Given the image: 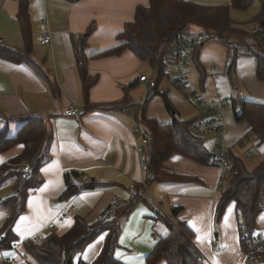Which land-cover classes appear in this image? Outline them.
<instances>
[{"label":"crops","instance_id":"1","mask_svg":"<svg viewBox=\"0 0 264 264\" xmlns=\"http://www.w3.org/2000/svg\"><path fill=\"white\" fill-rule=\"evenodd\" d=\"M20 1L0 0V46L24 51L25 40L18 19ZM24 1L29 58L46 75L54 91L28 62H13L0 56V117H41L47 128L45 158L38 169L41 182L29 190L24 209L12 227V245L0 248V264H36L23 241H31L37 234L42 239L50 232L62 234L73 225L76 216L93 219L112 203L131 199L135 191L130 194L129 186L140 184L145 176L134 148V143L140 142L139 128L145 131L137 119L140 106L145 104L144 114L159 123L171 121L167 109L160 108V97L154 96L157 92L150 90L152 86L165 94L169 90L175 103L170 102L182 119L198 116L197 121L208 120L209 102L216 100L222 104L223 146L244 163L251 158L250 151L257 158L254 166L264 159V143L251 131L248 121L237 120L234 113V100L239 101L237 104L264 103V80L256 76V58L251 53L245 52L249 57L239 54L241 46L235 52L234 47L210 39L205 41H211L205 48L202 47L205 42L201 44L195 58L191 55L178 59L168 53L167 64L171 60L180 61L182 65L177 68L185 71L187 79L176 84L177 71L175 76L167 75L168 86L160 87L161 78H154L151 65L129 49L115 55L95 56L118 43L117 34L133 20L136 8L148 6L149 0ZM44 23L51 32L49 44L39 42ZM198 29L191 27L194 32ZM149 67L151 78L146 75ZM81 71L91 81L86 94ZM142 75L147 81L139 80ZM186 83L200 95L202 105L193 101L192 93L184 92ZM174 90L183 98L172 93ZM125 102L135 105L111 106ZM69 106L81 109L78 117L63 113ZM4 126L13 135L20 121H0V129ZM22 149L23 144H15L0 151V165ZM163 171L186 176L188 180H155L145 187L146 201L137 200L121 221L117 245L112 251L114 258L122 264H146V254L168 232L156 213L171 218V209L179 207L176 217L191 231V241L202 256V264H250L241 249L242 224L234 203H228L222 214L216 216V204L223 188L219 186L218 168L172 153L164 162ZM67 179L72 184L91 183L93 187L65 195ZM13 181L7 178L0 183V233L7 216L1 200L14 194ZM68 208L71 212L65 213ZM107 234L104 230L75 254L73 264L92 263L101 252ZM209 238L216 246L226 249L212 252ZM155 264L167 263L161 259Z\"/></svg>","mask_w":264,"mask_h":264},{"label":"trees","instance_id":"2","mask_svg":"<svg viewBox=\"0 0 264 264\" xmlns=\"http://www.w3.org/2000/svg\"><path fill=\"white\" fill-rule=\"evenodd\" d=\"M76 1V0H73ZM252 0H230L229 4L207 5L189 0H149L146 7L138 6L132 21L127 22L116 36L118 43L95 56L119 54L129 49L140 59L146 60L154 70L157 80L165 76V67L169 60L165 59L170 47L180 40L192 36V25L204 34L205 41L214 37L220 43L234 47L248 48L256 58L255 73L258 79L264 80V46L261 40L252 36L251 32L238 27L229 15V5L235 8H246ZM261 2V12L257 23L264 22V0ZM18 16L21 32L25 40V49L5 48L0 46V56L13 62L26 61L45 79L50 81L29 58L30 39L27 34L28 20L25 15V1H20ZM91 28L88 30L90 31ZM204 41V42H205ZM199 45L193 52L195 58ZM233 63H231V67ZM84 94L87 93L91 81L81 71ZM50 86L53 85L50 83ZM53 91L54 88L52 87ZM163 94L164 105L171 115L168 124L159 123L154 118L144 114V106L139 108L137 119L148 136L146 144L147 164L150 176L146 177L144 186L135 185V193L128 201L120 202L112 218L88 224L80 216L74 218L73 225L64 233H47L38 244L23 241L27 252L35 259L36 264H73L75 254L104 230L108 231L105 243L99 255L90 264H122L113 256V248L117 245L121 221L137 200H144L145 187L152 181H187L188 177L163 171L166 159L172 153H179L196 162L207 164L211 153L205 146L204 138L194 133L192 127L198 116L182 119L178 116L166 94ZM239 101L234 100L235 106ZM131 102L125 104L114 103L111 106L128 108ZM135 105V104H134ZM132 105V106H134ZM101 106V105H100ZM107 107L102 105L101 107ZM109 107V106H108ZM241 114L237 120L245 119L250 124L259 142L264 143V103L255 101H241ZM20 121V126L13 135H9L7 127L0 129V151H5L15 144H23L22 151L0 165V183L12 178L14 194L1 200L7 216L0 233V248L12 245V227L17 216L23 211L25 200L31 188L36 187L41 179L38 174L40 164L45 158L44 142L47 128L41 117L27 116L22 118L0 117V121ZM229 161L234 170L232 177L221 189L216 204V216H220L230 202L235 205V212L244 226V236H249L255 230L257 216L264 210V159L252 168L246 167L243 159L229 152ZM28 165L30 171L25 174L23 167ZM68 178V177H67ZM68 187L65 195H71L84 188H91L93 184H72L67 179ZM63 194V195H64ZM179 207L171 209V218L161 212L156 215L165 222L168 232L159 237L145 256L146 264H155L163 259L167 264H202V256L191 241L192 233L186 224L176 215ZM264 264V259L261 262Z\"/></svg>","mask_w":264,"mask_h":264},{"label":"built area","instance_id":"3","mask_svg":"<svg viewBox=\"0 0 264 264\" xmlns=\"http://www.w3.org/2000/svg\"><path fill=\"white\" fill-rule=\"evenodd\" d=\"M252 36L261 40L262 45L264 46V22L257 23L254 30L251 32ZM75 37H79L78 34H75ZM211 39H214L211 38ZM51 41V32L47 23H44L42 30L39 34V42L41 44H49ZM205 41L204 34L198 29L193 33L192 36L185 38L184 40H180L176 42L174 45L170 47L169 53L172 56L177 57L178 59H186L187 57H191L194 50L201 45ZM80 49V47H78ZM246 53H250L248 48H245ZM178 71V80L176 84H180L187 79V75L185 71L181 70V68H177ZM140 81H147L146 76L142 75L139 77ZM152 92L163 93L164 91L157 86H152L150 89ZM185 93H192L193 101L195 103L202 105V100L199 94H196L193 89L186 83L183 88ZM240 95L241 92H238ZM209 110L211 116L206 121H197L192 129L194 133L198 136L206 135L208 133H213L216 138L215 149H213L207 159L208 165H213L218 168L219 172V186L224 187L228 180L232 177L234 170L231 167V163L229 161V150L223 146V123L221 119L222 114V104L217 102L216 100H211L209 102ZM81 109L78 106H69L64 108L63 113L68 116H79V111ZM234 113L236 116L241 114L240 104H236L234 106ZM140 132V142L134 143V148L137 153L139 168L145 173V176L141 180V183L144 185L146 177L150 176L149 167L147 164V155H146V144L148 142V136L146 132L139 128ZM242 141V140H241ZM25 174H28L30 168L28 165L23 167ZM85 178V176H83ZM135 191L134 184L129 186V192L132 194ZM118 203H112L106 209H104L97 217L93 219H86L88 224H92L94 222H100L113 217L115 213V209ZM71 209L68 208L65 210V213H70ZM64 215V213L62 214ZM61 215V216H62ZM240 231L244 233V226L241 225ZM42 241V236L40 234L34 235L31 237L32 243H40ZM207 242L211 245L212 252H222L226 249L225 246H216L212 238L207 239ZM241 249L244 253V259L246 262L250 264H261L264 259V231L263 232H253L249 236H244L242 234L241 238Z\"/></svg>","mask_w":264,"mask_h":264},{"label":"rangeland","instance_id":"4","mask_svg":"<svg viewBox=\"0 0 264 264\" xmlns=\"http://www.w3.org/2000/svg\"><path fill=\"white\" fill-rule=\"evenodd\" d=\"M209 1H211V2H227V4H229L228 1H230V0H227V1L226 0H209ZM197 3H199V2H197ZM200 4H203V3H200ZM227 4H225V5H227ZM229 11H230L231 18L238 24V27L240 26L241 28H244L246 31L252 32L254 30L256 24H257L259 14L261 12V4L258 0H252L250 2V4L246 8H243V9L235 8V7H232L231 5H229ZM192 27H194V26L192 25ZM209 42H211V41L205 42L202 47L205 48V46ZM216 50H217V48L213 51H216ZM239 54L246 55L249 57V55L245 53V47H243V46L239 47ZM169 55L170 54L167 53L165 56V59H168ZM209 58L210 57H208V59ZM211 59L213 60L214 58H212V56H211ZM252 63H254V61ZM178 65L181 66L182 63H180V61L179 62L177 61V63H176L173 60H171V63L167 64V66L165 67V70H164V73L166 75L163 76L159 82L160 87L168 86L170 80H169V77L167 75H169L170 77L175 76V74L177 72V66ZM146 75L148 76V78L152 77V70L150 69V67H149V71L146 72ZM171 87H172V85H171ZM173 92L175 95L183 98V95H181L180 92L175 91V90L172 91V93ZM166 95L169 98V100L172 101L173 97H171L169 90L166 93ZM154 96L160 97V100H161L160 108L165 109V106L163 103L164 100L162 99L163 94L157 93V95H154ZM172 102L175 103L174 101H172ZM167 114L169 115L168 112H167ZM170 122L171 121H169V123ZM202 137L204 138L205 146L207 147L208 150L212 151L213 149H215L216 138H215V135L213 133H208L206 135H202ZM250 156H251V158H249L248 161L245 162L246 166L248 168H252L257 161V158H255L256 155L254 154V152L250 151ZM255 224H256V228H255L256 231H263L264 230V210L257 216ZM14 244L17 245V242H14ZM18 248L20 250H22L21 247H18Z\"/></svg>","mask_w":264,"mask_h":264}]
</instances>
